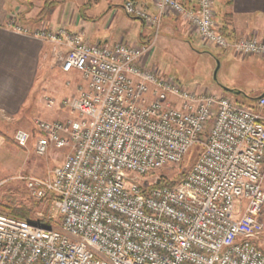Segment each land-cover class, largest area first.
Wrapping results in <instances>:
<instances>
[{"label":"built area","instance_id":"built-area-1","mask_svg":"<svg viewBox=\"0 0 264 264\" xmlns=\"http://www.w3.org/2000/svg\"><path fill=\"white\" fill-rule=\"evenodd\" d=\"M213 3L153 0L150 14L125 0L122 10L154 37L172 16L208 47L264 59V42L219 31ZM7 28L51 45L61 72L77 79L65 83H76L73 95L45 103L72 119L33 120L37 155L68 153L46 178H24L34 199L52 198L59 226L0 212V264H264V97L255 110L191 91L146 65L152 41L92 44L16 14ZM32 137L18 129L13 143L26 148ZM194 146L201 151L177 185L135 181L178 166Z\"/></svg>","mask_w":264,"mask_h":264},{"label":"rangeland","instance_id":"rangeland-1","mask_svg":"<svg viewBox=\"0 0 264 264\" xmlns=\"http://www.w3.org/2000/svg\"><path fill=\"white\" fill-rule=\"evenodd\" d=\"M118 1L123 2V0ZM121 7L119 5L108 10L103 2H99L97 6L85 12L88 16L94 17V20H88L90 23L86 25L84 31L90 43H104V41L115 43L121 38L127 44H134L139 41L138 39L141 42L145 40L146 43L152 41L148 63L155 65L166 77L191 91L223 94L256 110L255 99L264 97V60L258 64H250L247 59L241 60L235 56L226 62L221 50L208 47L198 41L191 28L185 26L179 18L172 19L170 33L161 23L160 30L154 37L153 32L146 26L143 25L145 29H141L137 21L129 19ZM79 18L82 19V16L79 15ZM139 33L140 38H138ZM143 34H147L145 38ZM227 90L240 94L236 95ZM58 94L57 90L42 94L41 108L33 112L30 109L23 110L17 123L8 127L34 134L33 120L36 118L46 121L72 119L73 115L63 110L49 109L45 106L47 99H54L53 97ZM56 112L61 116L55 117L53 114ZM34 113L35 115H32ZM260 113L264 117V109L260 110ZM32 138L26 148L17 147L11 135L5 140L7 147L0 156V212L22 219L15 214L17 211H22L27 214L28 220H50L49 226L58 228L59 216L52 207L47 206L46 201H38L32 197L26 188L24 178H46L55 167L60 165L68 150L49 148L46 155L39 156L32 146L34 136ZM200 151V146H194L178 166L165 168L149 176L137 178L135 181L142 188L152 186L160 179L175 181L178 175L185 174L191 169ZM261 244L264 247V235Z\"/></svg>","mask_w":264,"mask_h":264},{"label":"crops","instance_id":"crops-1","mask_svg":"<svg viewBox=\"0 0 264 264\" xmlns=\"http://www.w3.org/2000/svg\"><path fill=\"white\" fill-rule=\"evenodd\" d=\"M45 1L0 0V156L7 147L5 140L9 139L10 135L13 140V134L16 131V128L12 130L8 126L17 123L22 111L30 109L33 112L41 108L40 105L43 103L41 95L50 90L58 91L59 97H53L56 102L63 99V96L73 95L76 83L68 87L65 83L67 80L77 79L76 75H66L61 72L60 62L53 55L51 45L14 33L7 28L9 16L16 14L23 25L36 26L39 22H44L53 29L65 27L70 32L80 33L90 43L84 31L86 25L94 20V17L88 16L85 12L97 6L99 2H103L104 6L111 10L113 7L122 6L125 0L123 2L118 0H65L53 6L46 17L38 21L36 17ZM132 1L143 6L150 14L155 13L153 0ZM227 1L214 0L213 3L215 22L219 31L230 40L253 36L264 42V0H230V4H226ZM183 3L187 2L183 1ZM79 15L83 20L79 18ZM173 18L169 16L162 20L164 29H167L169 33ZM131 20L137 21L140 24L139 27L145 29L139 20ZM110 24L111 22L108 26ZM146 35L143 34V38ZM138 38H140V33ZM138 40L133 45L146 43L145 40L143 42ZM119 41L123 42V39ZM104 43L108 42L104 41ZM221 54L226 62L230 61L229 58L236 56L232 52L221 51ZM149 55L150 53L145 63L147 66H154L148 63ZM238 58L247 59L250 64H258L264 60L256 57ZM53 115L57 118L61 116L58 112ZM33 136L32 146L34 147L36 134L34 133Z\"/></svg>","mask_w":264,"mask_h":264},{"label":"trees","instance_id":"trees-1","mask_svg":"<svg viewBox=\"0 0 264 264\" xmlns=\"http://www.w3.org/2000/svg\"><path fill=\"white\" fill-rule=\"evenodd\" d=\"M64 1L65 0H46L43 3V5H42L37 17H36L37 20L39 21V20L43 19L44 17H46V15L48 14L49 10L53 6L59 5V4L63 3ZM226 4H230V0H228ZM261 97H263V96H261ZM258 98H260V97H258ZM258 98L255 99V100L257 101ZM185 175H186V173L178 175L176 177L175 181H167L165 179H160L156 184L147 187V189H150V188H163V187L171 188V187L177 185L185 177ZM46 203H47V206L49 208L52 207V198L47 199ZM15 214L17 216H19V217H22V219H24V220L32 221V220H28L27 219V214L22 212V211H17ZM34 222H36V223H38L39 225H42V226H48L50 224V220L48 221V220H45V219L34 220Z\"/></svg>","mask_w":264,"mask_h":264},{"label":"water","instance_id":"water-1","mask_svg":"<svg viewBox=\"0 0 264 264\" xmlns=\"http://www.w3.org/2000/svg\"><path fill=\"white\" fill-rule=\"evenodd\" d=\"M217 69H218V67L216 68L215 73L217 72ZM215 73H214V75H215ZM227 92H230V93H233V94H236V95L240 94L239 92H234V91H230V90H227Z\"/></svg>","mask_w":264,"mask_h":264}]
</instances>
